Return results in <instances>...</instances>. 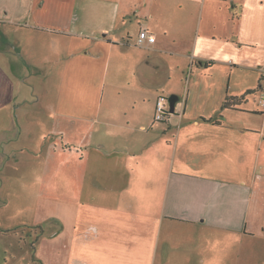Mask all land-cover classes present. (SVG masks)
<instances>
[{
    "label": "crops",
    "instance_id": "1",
    "mask_svg": "<svg viewBox=\"0 0 264 264\" xmlns=\"http://www.w3.org/2000/svg\"><path fill=\"white\" fill-rule=\"evenodd\" d=\"M141 30L156 42L137 47ZM47 48L58 63L64 54L86 60L84 92L94 97L98 89L102 100L71 99L58 63L53 81L41 82ZM244 71L259 75L257 86L234 88L233 76ZM196 72L209 78L197 82ZM176 74L187 75L180 90L170 86ZM110 75L122 81L109 82ZM149 80L170 86V97ZM53 83L60 92L52 117L39 119ZM262 92L264 0H0V171L37 157L44 197L57 203L65 187L71 195L52 217L59 224L53 239L66 240L48 264H107L80 253L122 248L134 264L151 218L186 223V234L202 236L249 230L255 186L264 195V136L246 116L256 109L250 98ZM161 95L174 98L175 113L155 122ZM229 97L244 99L224 108ZM26 151L21 162L17 154ZM158 185L164 188L153 200ZM25 226L39 231L35 257L44 260L51 246L41 245L43 222Z\"/></svg>",
    "mask_w": 264,
    "mask_h": 264
},
{
    "label": "rangeland",
    "instance_id": "2",
    "mask_svg": "<svg viewBox=\"0 0 264 264\" xmlns=\"http://www.w3.org/2000/svg\"><path fill=\"white\" fill-rule=\"evenodd\" d=\"M74 18H77V14ZM15 33L17 36V31ZM42 55L44 56L41 59V61L43 60L42 69L44 71V77H41L40 80L41 82L46 80L49 85L53 81L51 67L58 63V59L57 57H51L48 48ZM58 64L63 71L64 80L70 85L71 99L79 100L80 102L93 98L96 100L100 98L102 100L98 89L94 97L93 91L89 92V96H86L84 92L86 83L85 74L89 68V63L86 60L82 57H77V60L72 61L69 60L68 55L64 54L61 62ZM216 72L219 76L222 74L224 78L226 77V68L223 65H219L216 68ZM199 74L196 72L193 77L194 80L197 78L195 80L197 82L203 83L209 78L198 77ZM186 76L174 75L171 82L173 85H170L173 86L171 89L180 90L183 88L186 85ZM258 77L259 75L255 71L238 72L233 76L232 85L234 88L243 85L257 86L259 81ZM108 81L120 83L122 80L119 77L115 80L110 75ZM223 81L227 82L228 77L223 79ZM147 82L156 83L157 86H154L153 89H156L159 94L164 91L166 95H169L167 91H169L168 88L170 86L168 88H162L157 82L150 80ZM108 87L109 85L105 86L106 90L103 99H106L108 96ZM49 88L50 92L45 98V112L47 116L39 117V119L45 118L47 120L52 117V105L56 94L58 97L60 91H56L55 83ZM63 95L65 98L66 92H63ZM262 97H264V92L252 95L250 104L256 109L253 113L246 116L249 127L254 130L255 134L259 133L260 137L264 136V117L256 112V110L257 108L259 110L262 109L259 105ZM43 125L45 126L47 124L43 123ZM136 132L141 134L138 130ZM255 136L258 137L257 135ZM17 155L21 158V162H24L27 158L29 159L27 151L25 153L19 152ZM71 160L76 162L78 156L73 154ZM37 162V157H32L27 162H24L25 165H28L26 167L16 168L15 170L9 168L5 171H0V232L7 233L0 236V264H42V262L48 264L53 258H56V252L60 250V247L62 245L65 246L66 236L59 239L55 237L53 239L54 232L59 230V224L52 220V217L61 211L62 206L69 204L71 195L67 187L60 188L59 194L63 199L59 198V202L57 203L50 199L47 200L43 195L46 188L39 182L40 175L43 177L45 172L41 170V166ZM85 163L83 162V164ZM254 165L255 173L257 171L256 163ZM143 170L144 168L141 170V173ZM67 176L70 178V175ZM161 188L163 190L164 187L159 185L153 187V200L158 199ZM254 190L253 205L255 206L256 215L253 219L248 220L249 230L221 232L211 236H202L193 233L186 234V223L167 219L161 225L160 220L159 222L158 220L153 221L154 219L151 218L148 221L154 222L152 230L150 229L148 236H145V232L143 233L142 249L136 252V261L134 264H264V195H259L257 186H255ZM83 203V210H88L90 208V202L83 200ZM124 204L126 206L130 205L128 194H126ZM145 204L143 203L142 205ZM66 207L63 208L64 211H67ZM136 209L138 210V207ZM127 212H129V208H127ZM250 217L252 218L251 214ZM37 222H43L45 228L41 245L51 246L50 251H47V255L44 256V260L38 257V261L36 260L35 251L32 247L37 246L35 242L38 239L39 231L36 227L25 226L33 225ZM167 225L169 226L168 228ZM128 230L130 231L129 228ZM64 231L66 232V230ZM20 237L23 240H20ZM74 243L77 244V241L74 240ZM80 243L84 244L88 243V241L81 240ZM73 249L76 251V245H74ZM123 250L125 248L120 249L116 255H114L113 251H110L103 256L98 255L96 252L93 254L81 252L80 257L84 259H101L107 264H115L117 262L120 264H133L129 261V257H131L129 251H126L124 255H120V252Z\"/></svg>",
    "mask_w": 264,
    "mask_h": 264
},
{
    "label": "built area",
    "instance_id": "3",
    "mask_svg": "<svg viewBox=\"0 0 264 264\" xmlns=\"http://www.w3.org/2000/svg\"><path fill=\"white\" fill-rule=\"evenodd\" d=\"M156 42V37L150 34L146 30H141L138 38H137V47H144L146 44H154ZM259 105L262 108V115L264 117V98L259 101ZM171 108L169 99L161 95L158 97L156 102V109H155V122H164L167 120L169 116H171Z\"/></svg>",
    "mask_w": 264,
    "mask_h": 264
},
{
    "label": "trees",
    "instance_id": "4",
    "mask_svg": "<svg viewBox=\"0 0 264 264\" xmlns=\"http://www.w3.org/2000/svg\"><path fill=\"white\" fill-rule=\"evenodd\" d=\"M248 93H249V94H250V93H253V91H249ZM243 99H244L243 97H241V98H237V97H236V98L229 97V98L226 99V101H225L223 107H224V108H229V107H232V106H236V105L240 104L241 101H243ZM32 248L34 249V246H33Z\"/></svg>",
    "mask_w": 264,
    "mask_h": 264
},
{
    "label": "water",
    "instance_id": "5",
    "mask_svg": "<svg viewBox=\"0 0 264 264\" xmlns=\"http://www.w3.org/2000/svg\"><path fill=\"white\" fill-rule=\"evenodd\" d=\"M169 102H170L171 113L174 114L175 113V108H176V104H175L174 98H170Z\"/></svg>",
    "mask_w": 264,
    "mask_h": 264
}]
</instances>
